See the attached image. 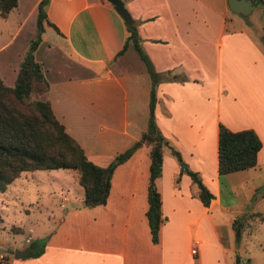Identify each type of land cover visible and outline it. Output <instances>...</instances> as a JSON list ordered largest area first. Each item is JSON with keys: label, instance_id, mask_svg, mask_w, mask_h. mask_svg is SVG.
I'll use <instances>...</instances> for the list:
<instances>
[{"label": "crops", "instance_id": "0c3cea01", "mask_svg": "<svg viewBox=\"0 0 264 264\" xmlns=\"http://www.w3.org/2000/svg\"><path fill=\"white\" fill-rule=\"evenodd\" d=\"M37 2L16 0L3 17H16L14 33L31 24L30 39L34 36ZM122 2L158 76L153 109L156 126L178 150L184 165L199 173L213 197L207 206L201 203L190 176L180 171L181 162L164 145L156 185L165 218L157 241L152 242L145 216L149 147L141 143L113 168L104 203L83 205L81 185L76 199L62 190L57 198L60 211L50 215L52 224L41 253L13 256L11 261L5 258L0 264H207L208 259L228 264L227 251L242 246L240 239L237 245L223 243L227 226L221 215L242 213L247 233L264 220V209L256 208L264 196L250 205L247 195L241 209L235 200L222 201L217 173V131L222 123L230 130L251 128L261 143L252 167L226 175L253 180L264 174L262 5L257 2L262 20L252 22L239 18L243 16L232 12L226 0ZM250 2L252 11L254 0ZM45 12L58 32L43 21L33 55L47 86L36 97L49 101L53 114L86 157L104 166L145 130L150 74L130 40L117 53L129 30L108 0H48ZM28 43L12 55L6 67L0 66L5 84L13 85ZM252 182V190L264 184ZM234 216L230 215V222Z\"/></svg>", "mask_w": 264, "mask_h": 264}, {"label": "trees", "instance_id": "16d2710c", "mask_svg": "<svg viewBox=\"0 0 264 264\" xmlns=\"http://www.w3.org/2000/svg\"><path fill=\"white\" fill-rule=\"evenodd\" d=\"M48 0H38L35 16V34L19 62L13 85H7L0 77V191L17 177L21 171L34 169L62 168L72 173L82 186V204L92 206L106 200L109 179L113 168L125 160L141 143L148 149L149 166L146 186L145 216L150 232V239L156 242L158 229L164 220L160 209V192L156 178L160 175L163 146L178 162L182 158L173 146L169 145L154 121L155 86L157 73L139 45L135 28L129 29L121 53L130 40L134 49L144 61L150 74L151 85L148 99V118L145 130L127 148L117 152L104 166L89 160L78 142L65 130L63 124L53 114L49 101L38 99L37 93L44 90L47 81L40 63L34 58L33 51L40 40L43 21L50 24L57 32L58 28L46 17L45 5ZM264 10V2L256 0ZM16 4V0H0V17H5ZM36 93L34 97L32 94ZM260 139L251 128L230 130L218 123L217 131V173L221 175L240 169L252 167L256 161V152L260 148ZM180 171L186 172L195 185L194 193L201 203L207 206L213 197L212 192L202 182L199 173L184 165ZM177 176L175 181H177ZM246 217L234 216L231 225L234 230V242L237 245L240 233L245 226ZM33 245L34 243L31 242ZM42 244L34 250L27 249L25 254L36 256L41 253ZM235 264H251L249 257L235 255Z\"/></svg>", "mask_w": 264, "mask_h": 264}, {"label": "rangeland", "instance_id": "374dc122", "mask_svg": "<svg viewBox=\"0 0 264 264\" xmlns=\"http://www.w3.org/2000/svg\"><path fill=\"white\" fill-rule=\"evenodd\" d=\"M239 18H249L252 22L262 20L256 0H254L252 11ZM15 19L16 17L12 14L6 18L0 17V44L6 42L0 49V66L6 67L12 55L14 54L15 57L16 51L29 41L32 35L31 24L25 25L20 31L14 33L17 23ZM252 29L254 33L257 31ZM35 95L36 93L32 94V97ZM226 174L220 176L219 182V196L222 201L235 200L241 209L247 195L250 194V205H253L254 199L259 198V195L264 196V184L256 190L250 188L251 181H253L252 184L264 183L263 173L260 172L253 180L245 175ZM222 176L224 179L221 178ZM62 190L67 191L70 198L76 199L81 186L70 173L62 169H34L23 171L13 183L0 191V253H3L0 260L5 258L9 261L14 260L15 250L26 252L27 249L34 250L39 247L42 242L44 244V235L52 224L50 215L59 214L57 198ZM35 202L39 205H35ZM256 208L264 209V198L256 204ZM230 215L241 218L243 214L227 211L221 215L223 223L227 226V231L224 228L222 241L224 244L228 241L231 245H235L234 230L229 221ZM252 221L255 224L256 221ZM228 228H230L229 231ZM240 237L242 247L235 249L239 251L241 257H249L251 264H264V220L248 233L244 226ZM31 242L34 244L32 245ZM235 249L227 251L228 264H235ZM27 256L29 255L25 254L20 258ZM207 264H213V262L208 259ZM214 264H217L215 260Z\"/></svg>", "mask_w": 264, "mask_h": 264}, {"label": "water", "instance_id": "95a60500", "mask_svg": "<svg viewBox=\"0 0 264 264\" xmlns=\"http://www.w3.org/2000/svg\"><path fill=\"white\" fill-rule=\"evenodd\" d=\"M112 3L115 10L119 13L121 18L123 19L124 23L126 24L127 28L133 29V20L128 13L127 9L123 5L122 0H108ZM226 4L228 8L239 15L245 16L251 11V2L250 0H226ZM180 166H184V163L181 162ZM24 251H17L13 253L14 257H21L23 256Z\"/></svg>", "mask_w": 264, "mask_h": 264}, {"label": "built area", "instance_id": "2783aa9c", "mask_svg": "<svg viewBox=\"0 0 264 264\" xmlns=\"http://www.w3.org/2000/svg\"><path fill=\"white\" fill-rule=\"evenodd\" d=\"M195 251H196V246L192 245L191 248H190V252L194 253ZM0 256H1V254H0Z\"/></svg>", "mask_w": 264, "mask_h": 264}]
</instances>
